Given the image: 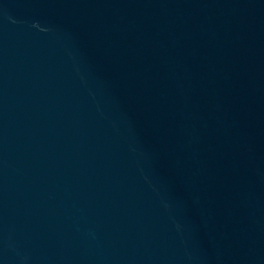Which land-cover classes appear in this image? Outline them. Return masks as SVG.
Segmentation results:
<instances>
[{"label": "water", "instance_id": "1", "mask_svg": "<svg viewBox=\"0 0 264 264\" xmlns=\"http://www.w3.org/2000/svg\"><path fill=\"white\" fill-rule=\"evenodd\" d=\"M0 264H264V0H0Z\"/></svg>", "mask_w": 264, "mask_h": 264}]
</instances>
